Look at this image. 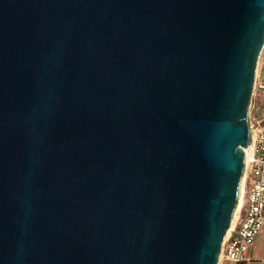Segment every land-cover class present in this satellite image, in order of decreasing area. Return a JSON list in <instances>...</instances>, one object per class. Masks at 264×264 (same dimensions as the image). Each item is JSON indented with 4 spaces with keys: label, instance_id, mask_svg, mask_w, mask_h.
Listing matches in <instances>:
<instances>
[{
    "label": "water",
    "instance_id": "95a60500",
    "mask_svg": "<svg viewBox=\"0 0 264 264\" xmlns=\"http://www.w3.org/2000/svg\"><path fill=\"white\" fill-rule=\"evenodd\" d=\"M264 0H0V264H219Z\"/></svg>",
    "mask_w": 264,
    "mask_h": 264
},
{
    "label": "built area",
    "instance_id": "2783aa9c",
    "mask_svg": "<svg viewBox=\"0 0 264 264\" xmlns=\"http://www.w3.org/2000/svg\"><path fill=\"white\" fill-rule=\"evenodd\" d=\"M263 75V76H262ZM264 91V48L261 51L255 81V89ZM252 149L243 176L244 202L233 226L224 238L221 259L235 261L248 259L250 246L264 225V115L252 122ZM247 150V147H245ZM241 191V194H242ZM220 259V260H221Z\"/></svg>",
    "mask_w": 264,
    "mask_h": 264
},
{
    "label": "crops",
    "instance_id": "0c3cea01",
    "mask_svg": "<svg viewBox=\"0 0 264 264\" xmlns=\"http://www.w3.org/2000/svg\"><path fill=\"white\" fill-rule=\"evenodd\" d=\"M219 264H264V225L250 246L248 259L235 261L228 258H222Z\"/></svg>",
    "mask_w": 264,
    "mask_h": 264
},
{
    "label": "rangeland",
    "instance_id": "374dc122",
    "mask_svg": "<svg viewBox=\"0 0 264 264\" xmlns=\"http://www.w3.org/2000/svg\"><path fill=\"white\" fill-rule=\"evenodd\" d=\"M263 76V75H262ZM250 120L256 123L264 115V91L260 88L254 89L250 103ZM244 202V196L242 204Z\"/></svg>",
    "mask_w": 264,
    "mask_h": 264
},
{
    "label": "bare ground",
    "instance_id": "6f19581e",
    "mask_svg": "<svg viewBox=\"0 0 264 264\" xmlns=\"http://www.w3.org/2000/svg\"><path fill=\"white\" fill-rule=\"evenodd\" d=\"M251 149H252V143L251 144H249L248 146H247V156H248V158L251 156ZM244 180V179H243ZM244 183H242V189H244V185H243ZM242 191V190H241ZM243 191H242V194H241V196H240V201H239V204H238V206H237V208H236V211H235V214H234V217H233V220H232V223H231V226H230V228L233 226V224H234V222H235V219H236V217H237V215H238V211H239V209H240V207H241V204H242V200H243ZM230 228H229V230H230ZM229 230H228V232H229Z\"/></svg>",
    "mask_w": 264,
    "mask_h": 264
}]
</instances>
